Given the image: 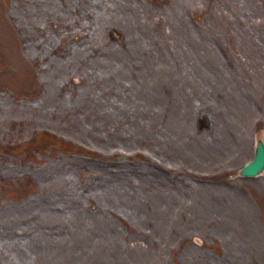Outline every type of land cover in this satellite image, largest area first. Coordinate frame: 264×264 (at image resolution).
<instances>
[{
	"label": "rangeland",
	"instance_id": "1",
	"mask_svg": "<svg viewBox=\"0 0 264 264\" xmlns=\"http://www.w3.org/2000/svg\"><path fill=\"white\" fill-rule=\"evenodd\" d=\"M264 0H0V264H264Z\"/></svg>",
	"mask_w": 264,
	"mask_h": 264
},
{
	"label": "water",
	"instance_id": "2",
	"mask_svg": "<svg viewBox=\"0 0 264 264\" xmlns=\"http://www.w3.org/2000/svg\"><path fill=\"white\" fill-rule=\"evenodd\" d=\"M264 166V141L261 137H257L253 156L243 163L240 172L244 174L257 173Z\"/></svg>",
	"mask_w": 264,
	"mask_h": 264
}]
</instances>
